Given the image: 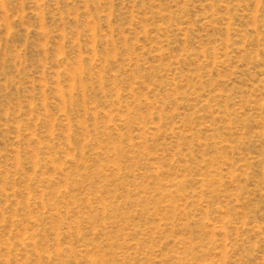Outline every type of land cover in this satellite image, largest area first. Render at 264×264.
Returning <instances> with one entry per match:
<instances>
[{
    "label": "rangeland",
    "instance_id": "obj_1",
    "mask_svg": "<svg viewBox=\"0 0 264 264\" xmlns=\"http://www.w3.org/2000/svg\"><path fill=\"white\" fill-rule=\"evenodd\" d=\"M0 264H264V0H0Z\"/></svg>",
    "mask_w": 264,
    "mask_h": 264
}]
</instances>
